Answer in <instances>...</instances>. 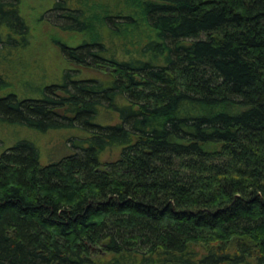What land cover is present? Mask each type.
<instances>
[{"label":"trees","instance_id":"16d2710c","mask_svg":"<svg viewBox=\"0 0 264 264\" xmlns=\"http://www.w3.org/2000/svg\"><path fill=\"white\" fill-rule=\"evenodd\" d=\"M50 1L40 20L92 37L54 42L75 69L37 97L0 94V126L82 135L45 164L0 152V264H264V0ZM18 8L0 51L28 44Z\"/></svg>","mask_w":264,"mask_h":264},{"label":"rangeland","instance_id":"374dc122","mask_svg":"<svg viewBox=\"0 0 264 264\" xmlns=\"http://www.w3.org/2000/svg\"><path fill=\"white\" fill-rule=\"evenodd\" d=\"M97 3L111 4L112 0H89ZM50 0H19V14L23 19L27 30V46L23 49L0 51V75L6 82L5 89L0 91L4 94L19 90L22 96H33V89L42 84H49L59 80L60 73L68 67L60 56L54 42L73 44L81 38H90V34L76 36L61 33L52 29L40 15L49 8ZM68 67V68H67ZM106 69L96 72L94 70H80L77 75L81 78H104L108 77ZM101 117L98 122L102 124H115L117 117L115 112L100 111ZM81 136L82 134L72 131H50L36 133L25 128H8L0 126V152L8 148L18 140H29L34 143L39 152L42 164L56 161L63 155L69 154L66 143L69 136ZM118 157V149H109L101 157V162H109Z\"/></svg>","mask_w":264,"mask_h":264}]
</instances>
